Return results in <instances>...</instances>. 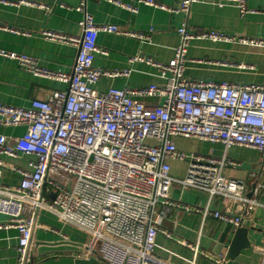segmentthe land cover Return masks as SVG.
Listing matches in <instances>:
<instances>
[{
    "label": "built area",
    "instance_id": "2783aa9c",
    "mask_svg": "<svg viewBox=\"0 0 264 264\" xmlns=\"http://www.w3.org/2000/svg\"><path fill=\"white\" fill-rule=\"evenodd\" d=\"M105 1L137 12L119 0ZM86 2L82 0L77 7L84 14L80 35L42 32L46 41L77 49L72 72L50 70L34 57L0 50L1 58L17 62L32 76L67 86L46 99H34L28 108L0 103V126L26 128L20 137L1 136L0 154L35 158L28 169L11 168L21 177L14 187L2 185L7 164L0 160V215L8 218L0 223V231L18 232L16 264L31 262V253L26 256L37 210L49 212L88 235L86 259L97 257L105 264H167L154 252L161 232L171 238L160 229L168 208L211 216L235 229L244 223L241 216L229 212L195 209L173 201L174 186L205 192L210 199L220 197L243 204L246 212L257 205L255 199L247 197L246 182L225 175L226 169L237 165L226 153L221 157L186 153L175 140L221 144L226 151L239 147L264 153V86L187 79L190 45L195 40H209L264 49V40L214 30L194 33L183 25L177 30L180 45L169 63L144 57L130 60L155 68L164 85L99 92L95 86L101 79L128 78L132 73L131 69L106 71L94 66L96 55L107 54L98 45L99 34L143 40L148 36L96 24L86 13ZM138 2L171 14L188 15L197 3L236 6L241 14L248 12L245 0H181L177 8L155 0ZM19 5L32 4L21 1ZM0 30L21 34L2 26ZM147 99L158 103L146 104ZM170 161L187 165L184 177L172 175ZM255 177L252 175L253 180ZM262 189L256 182L252 195ZM193 251L196 256L201 254L198 248ZM256 251L261 254L259 264H264V248Z\"/></svg>",
    "mask_w": 264,
    "mask_h": 264
},
{
    "label": "crops",
    "instance_id": "0c3cea01",
    "mask_svg": "<svg viewBox=\"0 0 264 264\" xmlns=\"http://www.w3.org/2000/svg\"><path fill=\"white\" fill-rule=\"evenodd\" d=\"M27 1L32 5H19ZM82 0H0V26L21 34L0 30V50L28 55L39 60L50 70L70 73L78 54L77 49L44 40L42 32L51 30L61 34L80 35L84 14L77 11ZM136 8L137 12L105 0H87L86 13L98 25H113L122 30L148 36L147 40L100 33L98 45L107 54H98L94 66L100 70L131 69L128 78H103L95 86L99 92L111 88H140L152 84L164 85L158 71L144 63H130L137 57L152 58L161 64L169 63L180 45L177 30L187 25L190 32L219 31L229 36L249 40H264V0H245L248 12L241 14L236 6L220 7L208 3L193 4L190 13L171 14L168 11L147 6L138 0H119ZM168 7L177 8L181 0H155ZM8 2V3H3ZM253 11V12H252ZM26 33L28 35L22 34ZM185 77L192 81L227 82L230 84H255L264 86V49L243 43L195 40L187 52ZM67 86L37 78L23 70L15 61L0 57V103L28 108L34 99H46L55 90ZM146 104L156 105L158 100L147 99ZM25 127H2L0 137H20ZM177 147L186 152L212 154L225 153L237 165L225 170L228 178L243 180L249 190L247 197L257 205L246 212L243 204L220 197L210 199L205 192L183 190L174 186L171 199L193 208L208 207L213 211L229 212L243 218L242 228L249 231L252 249L243 251L236 261L226 258L236 229L211 216L184 212L177 208L165 210L161 231L157 237L154 255L167 264H259L264 248V153L233 147L226 151L221 144L200 143L176 139ZM7 168L3 171L2 185L17 186L21 177L12 167L28 169L33 156L20 155L9 158L0 154ZM172 175L184 177L187 165L170 161ZM255 175V179H252ZM256 182L263 185L261 192L253 196ZM7 217L0 215V223ZM89 237L84 232L61 222L55 215L42 211L38 216L30 251V264H75L86 259L84 251ZM18 232L14 229L0 231V264H16ZM201 252L198 256L193 249ZM196 256V257H195ZM222 257V259L220 258ZM101 264H105L101 262Z\"/></svg>",
    "mask_w": 264,
    "mask_h": 264
},
{
    "label": "water",
    "instance_id": "95a60500",
    "mask_svg": "<svg viewBox=\"0 0 264 264\" xmlns=\"http://www.w3.org/2000/svg\"><path fill=\"white\" fill-rule=\"evenodd\" d=\"M44 189L45 187L43 186L41 194H43ZM39 215H40V212L39 210H37L35 214L33 228H32V237H31L30 245L27 249L26 259L29 256V253L31 251L33 235H34V232L37 226ZM251 249H252V245L249 239V231L246 228L240 227L236 229L234 233V237L228 249L226 258L231 261H236L240 257L243 251L251 250ZM101 262L102 261H100L97 257H93L90 259H78L75 261V264H101Z\"/></svg>",
    "mask_w": 264,
    "mask_h": 264
}]
</instances>
